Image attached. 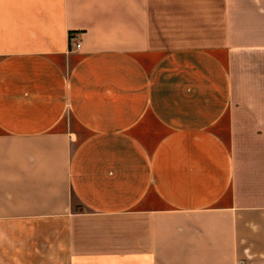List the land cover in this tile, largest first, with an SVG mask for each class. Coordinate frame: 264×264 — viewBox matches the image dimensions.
<instances>
[{
  "label": "crops",
  "instance_id": "1",
  "mask_svg": "<svg viewBox=\"0 0 264 264\" xmlns=\"http://www.w3.org/2000/svg\"><path fill=\"white\" fill-rule=\"evenodd\" d=\"M0 264H264V0H0Z\"/></svg>",
  "mask_w": 264,
  "mask_h": 264
},
{
  "label": "rangeland",
  "instance_id": "2",
  "mask_svg": "<svg viewBox=\"0 0 264 264\" xmlns=\"http://www.w3.org/2000/svg\"><path fill=\"white\" fill-rule=\"evenodd\" d=\"M74 204H77L76 207H81L80 203H78L77 201H75Z\"/></svg>",
  "mask_w": 264,
  "mask_h": 264
},
{
  "label": "built area",
  "instance_id": "3",
  "mask_svg": "<svg viewBox=\"0 0 264 264\" xmlns=\"http://www.w3.org/2000/svg\"><path fill=\"white\" fill-rule=\"evenodd\" d=\"M79 47V45H77Z\"/></svg>",
  "mask_w": 264,
  "mask_h": 264
}]
</instances>
